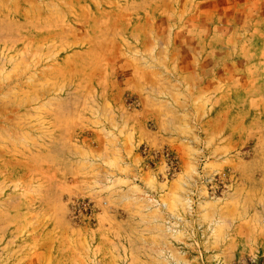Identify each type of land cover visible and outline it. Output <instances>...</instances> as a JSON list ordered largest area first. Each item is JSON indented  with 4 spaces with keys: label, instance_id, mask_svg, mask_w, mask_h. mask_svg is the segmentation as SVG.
Masks as SVG:
<instances>
[{
    "label": "rangeland",
    "instance_id": "obj_1",
    "mask_svg": "<svg viewBox=\"0 0 264 264\" xmlns=\"http://www.w3.org/2000/svg\"><path fill=\"white\" fill-rule=\"evenodd\" d=\"M0 264H264V0H0Z\"/></svg>",
    "mask_w": 264,
    "mask_h": 264
}]
</instances>
